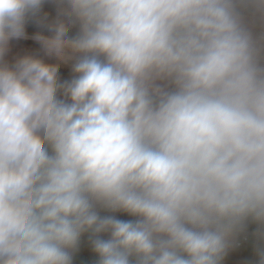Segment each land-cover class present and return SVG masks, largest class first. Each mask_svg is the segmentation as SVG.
<instances>
[{
    "label": "clouds",
    "instance_id": "clouds-1",
    "mask_svg": "<svg viewBox=\"0 0 264 264\" xmlns=\"http://www.w3.org/2000/svg\"><path fill=\"white\" fill-rule=\"evenodd\" d=\"M56 2L9 64L46 0H0V264H264V0Z\"/></svg>",
    "mask_w": 264,
    "mask_h": 264
},
{
    "label": "crops",
    "instance_id": "crops-1",
    "mask_svg": "<svg viewBox=\"0 0 264 264\" xmlns=\"http://www.w3.org/2000/svg\"><path fill=\"white\" fill-rule=\"evenodd\" d=\"M11 49V42L9 45ZM10 50L5 56V60L10 64ZM121 219H132V217H125L123 215H118ZM256 229V225L249 224L247 233L250 234L249 242L240 249H236L228 253L227 257L232 264H256L257 256L255 252L256 240L253 233ZM106 238V237H105ZM97 257L91 252L90 247L85 242L82 244L80 251L76 254L74 258V264H94Z\"/></svg>",
    "mask_w": 264,
    "mask_h": 264
},
{
    "label": "rangeland",
    "instance_id": "rangeland-1",
    "mask_svg": "<svg viewBox=\"0 0 264 264\" xmlns=\"http://www.w3.org/2000/svg\"><path fill=\"white\" fill-rule=\"evenodd\" d=\"M50 5V4H48ZM44 9H47L49 6L47 4H44ZM46 14V13H45ZM51 18V17H50ZM54 20V19H53ZM53 20H50L48 18L44 19V15L42 13L37 14L36 17H30L25 25V33H26V39H20V40H14L12 45V58L10 60V64L14 63L15 60L21 56L24 55H36L41 57L42 48L38 41H35L32 39L33 36L37 35L35 34L36 31V25L41 27V29L48 31L47 25L51 23ZM76 29H73L70 32V35L75 34ZM50 34L44 35V36H51L52 33L48 31ZM41 35V34H40Z\"/></svg>",
    "mask_w": 264,
    "mask_h": 264
},
{
    "label": "built area",
    "instance_id": "built-area-1",
    "mask_svg": "<svg viewBox=\"0 0 264 264\" xmlns=\"http://www.w3.org/2000/svg\"><path fill=\"white\" fill-rule=\"evenodd\" d=\"M42 53H43V51H42ZM41 58H43L45 60V62H47V63H55L56 62L53 58L46 57L44 55V53L41 55ZM61 78L62 79H70L71 78V69H70V66H67V65L62 66V68H61ZM116 215H123L125 217H128L126 214L117 213ZM249 240H250V234L249 233H246L245 235H242L240 237L239 246L236 247V248H234L231 251H234L236 249L242 248L244 245H246L249 242ZM223 264H232V263L230 262V260L226 256L225 259H224V261H223Z\"/></svg>",
    "mask_w": 264,
    "mask_h": 264
},
{
    "label": "trees",
    "instance_id": "trees-1",
    "mask_svg": "<svg viewBox=\"0 0 264 264\" xmlns=\"http://www.w3.org/2000/svg\"><path fill=\"white\" fill-rule=\"evenodd\" d=\"M45 4H47V6H49V7L47 9H44L45 6L43 5L40 13H42L44 15V19L45 18H48L50 20L55 19L57 16L58 8H59V5L57 4L56 0H46ZM48 4H50V5H48ZM34 31H36L35 34H41V35L50 34L48 31L41 29V27H39L38 25H36V29ZM13 41H11V49H10V56H9L10 60L12 58V45H13L12 43H13Z\"/></svg>",
    "mask_w": 264,
    "mask_h": 264
}]
</instances>
